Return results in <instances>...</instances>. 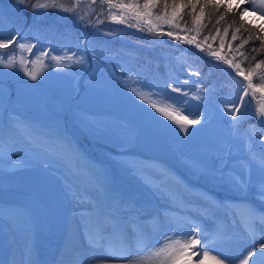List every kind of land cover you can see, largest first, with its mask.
Segmentation results:
<instances>
[{"label": "rangeland", "instance_id": "obj_1", "mask_svg": "<svg viewBox=\"0 0 264 264\" xmlns=\"http://www.w3.org/2000/svg\"><path fill=\"white\" fill-rule=\"evenodd\" d=\"M220 2L238 8V0ZM245 3V0L240 3L239 16L241 11L250 9L243 7ZM79 11L89 14L91 31L82 35L77 42L71 39L81 33L87 23L78 22L75 13L39 9L31 21V28L24 25L15 32L17 21L12 2H0V35L8 37L14 34L20 44L35 46L31 51L25 48L26 56L32 62L31 72L35 75L64 80L67 78L63 74L66 67L69 73H77L76 85L81 81L80 76H83L90 88L76 101L87 108L70 107V122L94 144V150L115 168L120 177L155 201L154 208L148 207L144 197H138L137 211H121L123 196L117 186L112 184L114 180L76 148L70 134L61 130V116H54L46 124L42 120L35 124L26 112L27 109L41 110L48 106L50 113H60L62 102L54 96L48 98L46 91L32 82L35 80L30 77L14 78L10 79L11 83H5L3 80L6 79L8 68H2L0 172L18 174L20 178L17 179L19 187L16 190L0 194V264H8L12 255H29L35 264H100L102 256L97 253L98 249L80 244L96 238L97 230L88 232L87 227L94 225L97 228L102 218L119 222L127 220L134 223L135 230L147 225L151 233L142 255L165 241L166 237L163 238L159 232L161 222L154 221V216L158 214L189 223V229L198 224L202 232L209 231L213 229L216 215L209 212L201 217V201L212 207L226 201L227 192L221 190L223 187L207 190L208 185H224L214 183V179L220 177L216 174L220 172L223 179H231L245 188L243 192L246 200L239 199L237 203L240 205L249 204L248 199L255 191L264 193V183L258 181L264 176V170L252 165L246 156L255 141L253 135L257 133L258 139L264 135V128L260 129L264 127V116L258 118L254 106L264 108L262 94L254 98V103H249L245 96L246 103L234 123L228 109L234 103H239V95H244V84L230 79L223 90L219 89L222 84L213 82L215 78L204 87L198 84L199 79L205 78L216 68V72L221 73L219 65L215 64V70L210 69L202 75H191L193 71H200L190 66L183 49L161 42L142 41L140 37L137 42L129 41L121 36L116 27L103 28L108 27L109 20L112 25L116 23L111 19L103 20L107 16L106 8H101L99 3L93 5L89 0H82ZM242 19L256 25L264 33V19L259 18V13L255 16L245 15ZM52 56L62 59L57 62ZM66 56H73V60L63 59ZM76 57L82 62L76 63ZM112 70L125 72L132 79L131 82L121 81L111 73ZM14 73L11 77L18 76L17 71ZM169 85L180 88L187 95L171 91ZM77 92V89L69 88L64 96ZM152 104L180 109V115H187L190 119L199 118L201 122L187 126V133L181 132L180 125L174 122L175 112L171 118L166 117L156 112ZM214 116L225 118L228 126L238 128V134L234 136L233 130L231 133L225 132L219 130L218 126L209 125L210 118ZM249 119L257 125L254 126L256 130L240 126L241 122L248 125ZM111 133L126 139L127 143L120 144L121 147L119 145V148H124L120 154L121 160L139 162V168L124 172L121 164L115 161L105 141L110 137L107 134ZM135 139L148 156L130 153ZM219 164L223 168L218 171ZM2 165L7 168H2ZM182 165H188L194 173L179 172L183 179H176L168 173L172 166L180 168ZM232 166L238 167L240 175L232 172ZM147 172L150 178L146 184L136 181L137 185L130 180H134L135 174L145 177ZM174 184L177 186L175 192L161 187ZM144 185L155 186L145 191L142 189ZM23 191L32 195L23 197ZM211 217L214 223L209 222ZM69 234L75 239L67 247L64 242ZM175 235L177 238L181 236L180 233ZM219 235L226 237L225 245L233 246L242 254L253 248L250 237L247 238L240 225L223 227ZM129 236L135 237L136 233L133 231ZM178 264H189L187 256L179 260Z\"/></svg>", "mask_w": 264, "mask_h": 264}, {"label": "trees", "instance_id": "obj_2", "mask_svg": "<svg viewBox=\"0 0 264 264\" xmlns=\"http://www.w3.org/2000/svg\"><path fill=\"white\" fill-rule=\"evenodd\" d=\"M5 1L12 2L13 11L16 12L14 18L17 22L14 31L17 32V30L23 27L24 25H27V28H31V21L33 20V17H35V15L39 13V9L33 8V5L37 3V0H23V2L17 1V3L16 0H0L1 3H4ZM72 1L73 0H60L61 3L65 5L67 4V6H71ZM40 2H43V0H40ZM116 2H120V0H116ZM123 2L129 3L133 2V0H123ZM138 2L140 4H143L144 0H138ZM245 2L246 3L243 4V7L251 8V0H245ZM163 3L164 0H161V7L154 11H162ZM167 3L169 5H172L173 3L187 4L188 0H167ZM193 3H195V0H193ZM200 3L203 4L204 0H200ZM104 7L106 8L107 16H105L107 18H105L104 16L103 20L107 21L106 19H110L108 16L107 5H105ZM239 10L240 7L235 9L233 7H228L227 5L221 2V7L219 9H213L210 7L205 8L204 13L202 14V19L197 23L194 21V16L200 12V4H198L195 12H193L189 7L183 8L181 10V16L177 18V21L173 22L176 26L170 27L167 23H164L162 21H156L153 18L152 25H144L143 23H141L136 26H129V24H136L135 21H126L125 23L115 22L116 24L112 25V23H110L111 21L109 20L107 25L108 27H101H116L121 33V36L129 41L137 42L139 40L138 37H140V40L142 41H155L159 43L161 42V44H165L167 46H173L177 49L181 48L187 54L190 66H195L199 68L201 75L210 69L215 70L213 68L215 64L219 65L222 69L221 73H217L216 68L215 71L210 72L209 75L205 78L199 79L200 81H198V84L204 87L206 86V84H208V82H210V80L213 81V78H215L213 82H216L218 85L222 84L223 86L219 87V89L223 90L225 83L230 79H236L244 85L248 83V81H245L242 76L237 75L236 72L238 70L226 64L224 62L225 60H231L233 64L239 63L241 65V68L244 69L245 74L248 73L250 68L255 69V72L252 76V82L254 84H259L261 76H264V65H262L261 68H255V65L257 63L264 61V47H262V42H264V33L256 25H253L248 21L241 19L239 16ZM113 11L118 12L119 10L113 9ZM168 13H171V7H169L168 9ZM221 14L224 16L223 20L220 19ZM149 27H154L155 29H158L161 32H167L171 30L175 34L185 36L186 40L185 42H179L170 36L158 35L156 31H148ZM225 28L228 29L227 33H225L224 31ZM217 29L219 31H217ZM237 29H239V31H237ZM245 29H248L249 31H245ZM90 31V23H87L84 26V30L81 33H77L76 35H74L71 40L79 42L82 38V35H84L85 33L89 34ZM234 32L237 36V39L235 40L232 39V34ZM193 37L195 38L194 43L189 44L186 42L187 39H192ZM244 40H247L248 43L243 44L242 48L239 47V45H241ZM222 41L223 47L221 46ZM197 45H199V47H197ZM0 51L4 53L11 52V57H3L5 63H8L10 59L13 61L12 66L7 67V76H5L6 79L3 80L5 83H11L10 79L13 80L14 78L20 79L21 77H30L29 74H33L31 72L30 66L32 62L29 58H27V51L25 49H19L15 46L10 49ZM210 52L218 53L219 57L209 55L208 53ZM241 53H243V55H241ZM245 57H247V59ZM137 60L140 59L137 58ZM2 68H6L4 64H0V69ZM15 70L18 72V76L11 77L13 76V74H15ZM111 73L114 76L119 77V79H121V81L123 82H131L132 80L128 77L125 72H118L112 70ZM63 74H66L67 77L64 80L36 75L37 79L35 81H32L46 91V96H48V98L54 96L58 99V101L62 102L60 113H50L49 108L47 106L46 108L44 107L41 110H27L26 112L29 115V118L35 124L40 120H42V122H45L46 124V122L51 121L54 116L60 115L62 124L61 130L70 134V137L75 141L76 145L80 147L84 154L91 160L95 161V163L100 166L102 171L107 174L109 178L114 180L112 184L117 186V189L123 196L121 205L122 210H135L138 207L136 198H138L141 193L133 189L122 177H120L115 168L107 164L103 156H101L94 150V144L90 142L86 138V136L80 130H78L75 125L70 122V107L78 106L81 109L87 108L86 105H82L81 102H78L76 100L77 97L85 93L86 89L90 88V84L83 80V76H80L81 81L78 85H76L77 81L75 80V75L77 73H69V69H67L66 67ZM69 88L74 90L77 89V94L75 93L74 95H71L70 93L66 94L67 96H64L65 92L68 91ZM259 94L262 93H253L252 90L249 89L246 98L249 103H254V98H256ZM262 95L264 96V94ZM254 106L258 111L259 105ZM46 113L47 115H45ZM117 119L120 120V118L118 117ZM118 120L117 122H119ZM247 122L248 125L244 122H241L242 125L240 123V126L252 127L254 130H256L254 126L257 127V125L253 123L251 119L247 120ZM210 124L218 126V128H220L219 130H223L225 132L230 131L231 133V130H233V132H235L234 136H236L239 132L238 128L228 126L227 120L225 118L220 119L216 116L211 117L209 120V125ZM119 125H121L122 128L125 127L124 124ZM234 126L237 125L235 124ZM252 128L251 130L252 132H254ZM261 128L264 127H260V129ZM252 132L250 131L251 134H253ZM253 136L255 138V141L253 142V144H251V147L246 153V156L247 159H249V162L252 163V165H257L258 167L260 166V168H262L260 165V161L264 159V141L258 139L257 133H255V135ZM136 140L137 139H135L134 145L130 149V152L141 156H148L147 152L145 150H142ZM262 169L264 170V168ZM18 178H20L18 174L0 172V194L4 191L16 190L19 187L17 181ZM260 179L261 180L258 181H262L264 183L263 175L260 177ZM21 195L23 197H28V195H32V193L29 194V192L26 193L23 191ZM144 198L148 203V207L152 209L154 203L150 201L148 197L144 196Z\"/></svg>", "mask_w": 264, "mask_h": 264}, {"label": "snow or ice", "instance_id": "obj_3", "mask_svg": "<svg viewBox=\"0 0 264 264\" xmlns=\"http://www.w3.org/2000/svg\"><path fill=\"white\" fill-rule=\"evenodd\" d=\"M23 2V0H20ZM82 0H73L71 6H66L65 4L61 3L60 0H37V3L33 5L34 9H55L59 11H64L69 14L76 15L78 22H85L89 23V14L82 13L79 11L80 5ZM89 2L93 5L99 3L101 8L107 5L108 9V16L111 20L115 21L116 23H125L126 21H135L136 24H129V26H136L138 24L143 23L144 25H152L153 18L156 21H162L167 23L170 27L176 26L174 25V21H177V18L181 16V10L185 7L191 8L193 12H195L196 7L200 4V12L194 16V21L199 22L202 19V14L204 13L205 8H213L219 9L221 7L220 0H204V3L201 4L200 0H188L187 4H176L173 3L169 5L167 0H164L162 5V11H154L161 7V0H144L143 4H140L138 0H133V2L124 3L123 0L120 2H116V0H89ZM243 0H238L237 7L239 8L240 3ZM252 7L250 9H245L240 12L241 19L245 15H252L255 16L259 13V18L264 19V0H251ZM171 7V13H168V9ZM113 9H118V12H114ZM220 19L223 20L224 16L221 14ZM148 31H156L158 35H167L179 42H185L186 37L175 34L173 31L161 32L154 27H149ZM183 31V30H182ZM217 31H219L217 29ZM225 33H227L228 29H224ZM239 31V29H237ZM245 31H249L245 29ZM232 39H237L236 33L232 34ZM195 38L187 39V43L192 44L194 43ZM248 43L247 40H244L239 47H243V44ZM12 45H16L19 49H25L27 47L28 51H31L34 45L26 46L24 44H20L18 42L17 35L10 34L8 37H4L0 35V50L10 49ZM221 46L223 47V41L221 42ZM199 47V45H197ZM262 47H264V42H262ZM14 51V50H13ZM209 55L219 57V54L216 52H210ZM42 55H47V53H42ZM75 55V54H73ZM243 55V53H241ZM9 56L11 57V52L4 53L0 51V64H4L5 67H11L13 61L10 59L8 63L4 62L3 57ZM247 59V57H245ZM54 61L59 62L61 57L52 56ZM63 59H67L69 61L73 60V56H66ZM76 63L82 62L79 57H76ZM226 64L234 69L238 70L236 72L237 75L242 76L245 81H248L246 85H243V92L244 95H239L238 100L239 103H234L231 108L228 109L229 113L235 118L238 113H241V107L246 103L245 96L248 95L249 89L252 90L253 93L260 92L264 94V76H261L260 83L254 84L252 82V76L255 72V69L250 68L248 73L245 74L244 69L241 68L239 63L233 64L231 60H225ZM264 65V61L257 63L255 68H261ZM191 75L199 76L200 73L198 71H193L190 73ZM32 80H36V75L29 74ZM171 91L176 93H182V90L178 87H174L169 85ZM183 95H187V93H182ZM151 107L156 111L159 112L166 117L171 118L173 116V112L176 113L174 122L180 125V131L187 133V126H192L199 124L201 121L199 118H188L187 115H180V109H167L157 106L156 104H152ZM264 116V108H260L257 111V117ZM261 140H264V135H262ZM260 165L264 168V159L260 161ZM264 195V193H262ZM260 223H264V215L259 218ZM257 220L253 218L251 223L249 224V234H253L255 225ZM202 239V231L199 225H193L191 231L188 233H184L183 235L176 237L175 234L172 236L166 237L165 241L160 245L157 246L155 249L150 250L145 255L139 256H130V257H119L120 264H178V261L183 259L185 256L188 258L189 264H193L192 256H195L197 253H202V259L198 262V264H205V261L211 259L214 264H229L224 258H218L217 256H210V248L207 243H201ZM204 239H207L206 237ZM143 252V250H141ZM262 255L264 256V244L260 245V248H252L247 254L243 257L240 261V264H256V262L252 259L254 256ZM100 264H110L109 261H101Z\"/></svg>", "mask_w": 264, "mask_h": 264}, {"label": "bare ground", "instance_id": "obj_4", "mask_svg": "<svg viewBox=\"0 0 264 264\" xmlns=\"http://www.w3.org/2000/svg\"><path fill=\"white\" fill-rule=\"evenodd\" d=\"M107 136L108 137L110 136L108 139L105 140L107 143V147L110 149V152L112 156H114L115 161L121 164L124 172L126 171L131 172L133 168H137V167L139 168V162L137 164V162L132 161V160H129V162L127 161L123 162L121 160L120 154L122 152V149L124 148L123 147L119 148V145L125 144L126 139L120 138L116 133L107 134ZM115 147H118V149H115ZM134 157L137 158L136 156ZM146 163L151 164L150 162H146ZM188 165H182L180 166V168L172 166L171 167L172 169L168 171V173L172 174V176H174L176 179H183V176L180 175L179 172H182V171L190 172L191 171L194 173V170ZM221 166L222 165L220 164L217 166L218 171L223 168V166L222 167ZM2 168L6 169L7 167L5 165H2ZM160 168H163V167H160ZM161 171L164 172L165 169ZM232 172H236L237 174L240 175L239 169L236 166H232ZM144 173L146 174V172ZM148 175L150 176V174L147 172V175L145 177H143L142 174H135L134 180L131 179L130 177L129 178L131 181H133V183L137 185L138 183L136 181L146 184L148 181V178H150ZM216 175H220V177H216L214 179V183L218 182V184L223 183L224 185H208L207 190L208 191L209 190L210 191L219 190L220 187H223L224 189H221V190H223L224 192H227V199L224 203H217V204L215 203L216 206H213V207L210 205H206L205 203L201 201V204L203 206V210L201 211L202 213L201 217L206 216L209 212H214L215 213L214 215H216V222L213 226V229L206 231V232H202L201 243H207L209 245L210 256L214 255V256H217L218 258H224L226 261L229 262V264H240V261L243 259V257L247 253L242 254L237 249L233 248V246L231 247L230 245H227V244L225 245L224 241L226 237L222 238V236L219 235L220 230L223 227H227L230 225H234V226L240 225V228L243 231H245V233L247 234L248 236L247 238L250 237L249 239H251L253 248L255 247L259 249L260 245L264 244V223L259 222V218L262 215H264V196L262 195V192L255 191L252 197L248 199L249 204L240 205L238 204L239 202L237 203L239 199L246 200L244 197V192H243L244 187H242L241 185H238L236 182H234L231 179H223L221 176V172L220 174L217 173ZM175 184L177 183L175 182ZM175 184L174 185H161V187L172 189L175 192L177 189V186ZM152 186H155V185H144L142 186V189L145 191H150L151 189L154 188ZM202 192H205V191L203 190ZM165 216L162 214H158L154 216V221L161 222L162 228L159 230V232L163 236V238L172 236L173 234H176V233H180L181 235H183L184 233H188L191 231V229H189V223H181L178 220V218L168 219ZM253 218L257 220V223L255 225L253 234L250 235L248 229H249V224L251 223V220ZM93 230H97L96 238H91L86 241H83L81 242L80 245L88 247V248H97L98 249L97 253L100 256H102V261H109L110 264H120L119 257L121 256L130 257V256L142 255L143 252L141 254V250L148 243L150 233H151V232L149 233V227L147 225L135 230L134 223H129L127 220L123 222H119V221H114V220L109 221L108 219H105V218H102L101 224L97 228L94 225L93 226L89 225L87 227L88 232H91ZM133 231L136 233V236L135 237L129 236V233H133ZM71 235L66 236L67 238L65 239L64 243L67 247L70 246L71 243L72 244L74 243L73 240L75 239V237ZM84 236H86V234ZM205 237L207 239H204ZM248 251L250 250H246V252ZM202 256H203L202 253H197L195 256H192L193 263L198 264V262L202 259ZM252 259L256 262V264H264V256L262 255L254 256ZM8 264H35V263L33 262L32 258L29 255H26L25 257L23 256L17 257L16 255L14 256L12 255L10 256ZM205 264H214V262L211 259H209L205 261Z\"/></svg>", "mask_w": 264, "mask_h": 264}]
</instances>
